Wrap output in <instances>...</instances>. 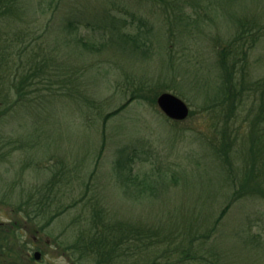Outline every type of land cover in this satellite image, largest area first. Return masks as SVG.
<instances>
[{
    "label": "rangeland",
    "instance_id": "1",
    "mask_svg": "<svg viewBox=\"0 0 264 264\" xmlns=\"http://www.w3.org/2000/svg\"><path fill=\"white\" fill-rule=\"evenodd\" d=\"M107 1L112 5L113 0ZM30 2L33 13L10 20L13 28L28 25L32 38L16 59L21 57V66L41 67L44 77L35 79L26 97L0 118V199L11 204H0V220L10 219L17 203L32 208L51 180L58 198L50 206L63 210H53L48 226L40 229L39 243L31 236L38 222L26 218L23 210L29 232L24 230L22 239L14 241L7 236L16 250L20 243L23 248L22 258L12 264H75L76 249L68 245L80 227L89 225L92 205H102L110 222H139L163 227L164 232H169L166 224L172 223L173 214L192 207L204 215L208 207L221 206L231 186L224 179L226 165L216 153L221 138L217 116H206L200 109L206 97H214L219 82L212 36L222 43L233 32L236 15L241 21L263 24L264 0H219L220 13L208 11L198 26L180 30L175 13L163 12L157 3L117 0L118 8L111 11L118 23L124 20L125 29L145 35L143 51L114 42L101 45V26H108L102 9L106 0H53L44 12L37 0ZM72 2L76 11L69 7ZM87 21L97 27L87 26ZM169 27L179 31L171 39ZM105 36L113 38L108 31ZM92 44L96 48H90ZM28 51L29 59L24 55ZM252 59L258 61L255 70L261 71L264 39L254 48ZM172 79L184 97L174 93L193 109L185 119H168L146 100L125 104L134 86L173 88ZM123 104V110L113 111ZM108 113L112 115L105 121ZM243 135L234 140L235 163L243 156ZM133 148L141 153L134 156L132 173L138 174L137 182L155 183L152 196L136 187L124 189L117 172L115 161ZM232 206L222 225L228 235L224 231L208 240L207 256L217 258L218 264H264V200L250 196ZM40 214L45 221L49 210L43 208ZM37 248L45 249L44 257L40 263L28 262L27 255L31 257ZM186 264L195 261L190 258Z\"/></svg>",
    "mask_w": 264,
    "mask_h": 264
},
{
    "label": "trees",
    "instance_id": "2",
    "mask_svg": "<svg viewBox=\"0 0 264 264\" xmlns=\"http://www.w3.org/2000/svg\"><path fill=\"white\" fill-rule=\"evenodd\" d=\"M30 1L0 0V118L26 97L27 88L35 83V79L44 77L41 67L21 66L18 64L21 57L16 59L28 49L32 38L28 37V25L13 28L12 26L15 25L10 20L23 18L25 13H33L35 8ZM143 1L157 3L164 7L165 13H175L173 16L179 30L189 25L198 26L208 11L220 13L219 0ZM69 2L70 0H64V3ZM115 3L117 0L112 1V6L106 0L102 8L108 18V26L105 24L101 26L103 28L99 33V39H103L101 45L114 42V44L131 47L132 50L143 51L142 47L145 45L141 40L145 35L125 29L124 20L118 23L119 17L111 11L113 8H118ZM35 4L44 12L52 6L53 0H37ZM69 7L71 9L73 7L74 10V2ZM78 12L84 13L80 9ZM126 12L130 13L127 10H121V13ZM227 13L233 12L228 10ZM236 17L232 19L233 32L222 43H217L212 36L214 39L212 50L215 53L214 61L219 82L214 97L210 99L206 97L204 104L200 107L204 115L208 113L206 116L212 114L217 116V128L221 138L216 153L226 165L227 173L224 179L231 186L230 195H226V201L216 209L208 207L204 215L198 213L201 211L193 210L192 207L184 210L186 213L181 211V213L173 214L170 217L172 223L167 220V230L169 228L170 230L165 231L166 233L163 227L158 228L155 225L139 226V222L132 221L127 225L123 222L121 224L116 221L110 222L102 205H92L94 210L91 212L89 225L80 227L71 240V244L68 245L76 249V253L73 254L75 264H186L190 258L195 261V264H218L217 258L207 256L205 245L214 236L216 239L220 234L224 235V231L227 233L226 229L222 230V225L232 205L250 196L264 200V66L261 71H256L255 65L258 61L252 59L254 48L264 39V23L257 26L253 20L241 21ZM77 20L81 21L79 16ZM72 21L69 19L67 25L71 26ZM93 22L87 21V26L97 27V24ZM5 24L9 26L8 29ZM32 28L34 31L37 29L35 24ZM48 29L49 27L41 36ZM169 29L170 39L179 32L175 33L170 27ZM107 31L113 37L112 39L105 36ZM96 46L92 44L90 48H96ZM29 54L30 51L24 55L29 59ZM171 81L173 88L165 84L141 86L144 84L142 83L134 86L125 104L135 99L146 100L151 105H155L156 96L163 90L170 89L173 93L176 92L184 97L183 91L178 90L174 85V79ZM125 104L113 111L123 110ZM190 111L193 112V109ZM112 113L105 115V121ZM242 134H246L243 135L245 147L240 151L243 156L235 163L236 157L231 155V152L234 150V140ZM139 153H141L140 150L133 148L127 157L120 156L115 161L117 172L120 173L122 182L125 184L124 189L136 187V189H142L139 192L143 195L147 192L149 196L150 194L152 196L157 191L155 183L148 180L137 182L138 174L132 173L134 156ZM47 184L48 191L45 195L37 199L32 208L26 206L24 209L25 217L37 221L41 226H48L54 217V213L52 214L54 209V212L63 210L50 206L57 200L58 195L54 188L55 182L51 180ZM0 202L7 201L0 199ZM43 208L49 210V216L45 221L40 214ZM131 258H134L133 261Z\"/></svg>",
    "mask_w": 264,
    "mask_h": 264
},
{
    "label": "flooded vegetation",
    "instance_id": "3",
    "mask_svg": "<svg viewBox=\"0 0 264 264\" xmlns=\"http://www.w3.org/2000/svg\"><path fill=\"white\" fill-rule=\"evenodd\" d=\"M0 204L3 205L4 207H7L8 205L11 206V204L8 202H4V203L0 202ZM12 206H15L13 207L12 210L14 211L16 210V211L15 212L13 211L10 219L6 221L0 220V264H12L15 258H22L23 256L22 253L23 248L21 247V243L20 245L17 246V250H16V248H14L12 245L8 243L7 236L8 238H10L11 240L13 239L14 241L16 239H22L24 230L29 232L28 228L25 227L26 219L24 218V213H23L24 210L23 203H17L16 205H12ZM31 221L33 222V220ZM31 226L33 227V225ZM36 226L38 227L37 229L31 228L34 231L31 233V236L34 241L39 243L40 239L38 236L40 229L44 230L46 228V225L40 226V224L37 223ZM36 253H38V255H36ZM44 253H45V249H39V248L34 249L31 256L32 258L27 255V261L31 262V260L34 259L38 261V263H40L39 261L44 257L43 256Z\"/></svg>",
    "mask_w": 264,
    "mask_h": 264
},
{
    "label": "water",
    "instance_id": "4",
    "mask_svg": "<svg viewBox=\"0 0 264 264\" xmlns=\"http://www.w3.org/2000/svg\"><path fill=\"white\" fill-rule=\"evenodd\" d=\"M156 104L159 109L169 118L182 120L189 114V107L187 103L179 96L164 91L156 97ZM38 255V253H36Z\"/></svg>",
    "mask_w": 264,
    "mask_h": 264
}]
</instances>
